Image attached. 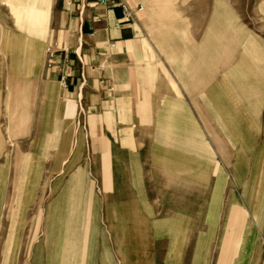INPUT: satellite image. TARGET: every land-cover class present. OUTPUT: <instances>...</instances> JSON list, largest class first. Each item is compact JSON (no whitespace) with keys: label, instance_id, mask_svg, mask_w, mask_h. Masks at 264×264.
Listing matches in <instances>:
<instances>
[{"label":"rangeland","instance_id":"374dc122","mask_svg":"<svg viewBox=\"0 0 264 264\" xmlns=\"http://www.w3.org/2000/svg\"><path fill=\"white\" fill-rule=\"evenodd\" d=\"M141 1L145 32L176 85L182 88V70L201 71L204 84L192 80L194 93L204 98L213 79L215 92L233 100L234 149L216 151L207 177L182 178V237L170 236L174 224L160 211L171 192L164 182L163 205L125 222L135 233L142 228L139 249L131 245L136 237L116 242L95 176L84 171L82 146L64 155L66 136L51 131L37 75L10 74L30 65L42 70L46 45L40 66L10 45L11 63L0 61V264H135L138 256L149 264H264V95L251 109L245 96L249 87L252 98L260 84L264 89V0ZM16 14V22L39 17ZM4 52L0 46V59ZM231 71L235 87L226 85ZM198 107L199 120L212 112V140L221 146L227 134L218 131L223 122L214 102L204 98ZM153 186L148 182L147 198L154 206ZM179 247L180 254L171 253Z\"/></svg>","mask_w":264,"mask_h":264},{"label":"crops","instance_id":"0c3cea01","mask_svg":"<svg viewBox=\"0 0 264 264\" xmlns=\"http://www.w3.org/2000/svg\"><path fill=\"white\" fill-rule=\"evenodd\" d=\"M122 4L135 16L124 17ZM139 7L141 12H137ZM12 11L39 17L16 22ZM143 12L141 0H105V4L99 0H0V46L6 52L0 61L11 63L7 47L18 44L23 50L20 56L27 55L26 61L40 66L43 46L54 45L57 54L51 68L46 67L45 49L42 70L30 65L15 73L10 69V74L37 75L39 100L51 111V131L66 136L64 155L68 151L71 157L82 146L84 171L95 176L99 204L105 206L107 219L114 222L113 236L116 242L136 237L133 248L145 234L142 228L135 233V226L125 222L142 220L143 215L154 214L157 206L163 205L164 182L168 183L170 198L159 210L174 224L170 236L182 237V178L209 175L216 151L225 145L226 151L234 149L235 122L239 119L233 100L215 92L216 81L206 82L210 86L204 98L212 105L214 102L223 122L218 131L227 134L221 146L217 142L214 146L207 121L212 112L206 110L199 120L202 110L198 105L204 98L191 89L195 86L192 80L204 84L202 72L182 70V88L176 85L145 32ZM27 48H31L29 54H25ZM230 73L226 85L235 87L234 72ZM242 90L244 93L245 87ZM257 92L258 98H252L250 87L246 89L249 109L263 99L261 84ZM80 108L84 111L85 132L75 125ZM148 182L150 186L154 183L155 207L148 202ZM127 225L131 229L124 228ZM159 237L156 230L154 238ZM181 252V247L171 251ZM138 257L135 264H149L139 263Z\"/></svg>","mask_w":264,"mask_h":264},{"label":"built area","instance_id":"2783aa9c","mask_svg":"<svg viewBox=\"0 0 264 264\" xmlns=\"http://www.w3.org/2000/svg\"><path fill=\"white\" fill-rule=\"evenodd\" d=\"M99 2L101 4H105V0H99ZM121 9H122V14L124 17L131 18L135 16V13L126 5L122 4ZM141 11H142V7H139L137 12H141ZM56 54H57V51L54 49V45L49 44L46 48V67L47 68H51L54 65L55 60H56ZM75 125L78 129H81L82 131L85 132L86 125H85V120H84V111L82 108L79 109V114L76 119Z\"/></svg>","mask_w":264,"mask_h":264},{"label":"bare ground","instance_id":"6f19581e","mask_svg":"<svg viewBox=\"0 0 264 264\" xmlns=\"http://www.w3.org/2000/svg\"><path fill=\"white\" fill-rule=\"evenodd\" d=\"M248 76H250V75H248Z\"/></svg>","mask_w":264,"mask_h":264}]
</instances>
